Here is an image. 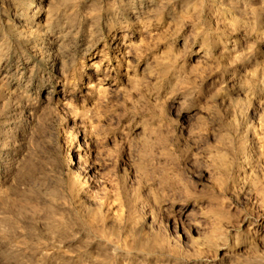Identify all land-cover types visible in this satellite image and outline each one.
<instances>
[{"label": "rangeland", "instance_id": "obj_1", "mask_svg": "<svg viewBox=\"0 0 264 264\" xmlns=\"http://www.w3.org/2000/svg\"><path fill=\"white\" fill-rule=\"evenodd\" d=\"M0 264H264V0H0Z\"/></svg>", "mask_w": 264, "mask_h": 264}]
</instances>
